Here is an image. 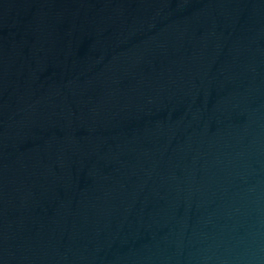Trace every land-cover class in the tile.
<instances>
[{"label": "water", "instance_id": "water-1", "mask_svg": "<svg viewBox=\"0 0 264 264\" xmlns=\"http://www.w3.org/2000/svg\"><path fill=\"white\" fill-rule=\"evenodd\" d=\"M0 264H264V0H0Z\"/></svg>", "mask_w": 264, "mask_h": 264}]
</instances>
